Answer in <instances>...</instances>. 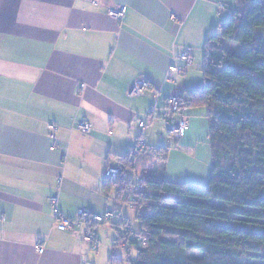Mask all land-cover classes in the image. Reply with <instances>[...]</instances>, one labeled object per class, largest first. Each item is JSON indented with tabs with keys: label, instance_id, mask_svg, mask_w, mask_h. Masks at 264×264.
<instances>
[{
	"label": "crops",
	"instance_id": "obj_1",
	"mask_svg": "<svg viewBox=\"0 0 264 264\" xmlns=\"http://www.w3.org/2000/svg\"><path fill=\"white\" fill-rule=\"evenodd\" d=\"M236 5L237 0H0V264H110L117 235L107 245V225L96 227L95 251L85 240L87 227L59 231L51 198L58 197V208L70 218L79 210L103 214L118 206L116 189L106 190L108 163L120 165L142 137L154 148L151 135L162 127L149 118L154 97L160 118L170 98L188 91L170 67L183 68L178 57L187 50L192 64L185 73L205 57L208 38L221 33ZM118 7L126 9L123 21L111 15ZM138 79L151 90L130 97ZM187 110L178 115L189 122L177 144L185 148H166L157 178L205 187L212 150L200 141L209 136V124H191ZM80 121L91 125L90 133L76 127ZM140 122L148 125L144 134Z\"/></svg>",
	"mask_w": 264,
	"mask_h": 264
},
{
	"label": "trees",
	"instance_id": "obj_2",
	"mask_svg": "<svg viewBox=\"0 0 264 264\" xmlns=\"http://www.w3.org/2000/svg\"><path fill=\"white\" fill-rule=\"evenodd\" d=\"M263 31L264 0H237L221 33L206 42L204 90L179 97L180 111L208 110L213 162L207 186L157 178L166 148H151L134 168L128 154L120 161V179H105L107 191L116 189L117 208L131 207L141 224L137 235L146 239L143 246L131 243L136 257L134 250L122 257L123 228L133 229L125 218L111 224L117 239L110 264H264ZM133 171L144 188L132 198Z\"/></svg>",
	"mask_w": 264,
	"mask_h": 264
},
{
	"label": "built area",
	"instance_id": "obj_3",
	"mask_svg": "<svg viewBox=\"0 0 264 264\" xmlns=\"http://www.w3.org/2000/svg\"><path fill=\"white\" fill-rule=\"evenodd\" d=\"M112 17H114L118 21H123L126 17V9L125 7H118L111 12ZM178 59L184 64L183 68H178L175 66L170 67V72L184 74L185 69L192 64V57L190 50H187L182 55L178 57ZM151 90V84L145 79H138L135 83H133L129 89L128 93L130 97H142L147 94V92ZM155 106L151 114H149V118L152 120L154 124H160L163 130L171 137L176 138L177 140L182 139L188 129L189 122L187 119L183 117H179L180 111V99L179 97L170 98L165 107V114L163 117L158 118L156 116L158 110L159 96L156 95L154 97ZM76 127L84 132H91V125L86 121H80L76 123ZM140 128L142 133L144 134L148 128V125L145 122H140ZM50 129L56 131L57 128L55 126H51ZM52 138L55 141V136ZM53 149H56V143L54 142L52 145ZM151 150V147L144 140V137L140 139L137 144L131 149L130 156L132 160V167H136L139 160L142 156ZM134 172V185L130 192V197L136 196L140 191L143 190V183L141 181L140 176L136 171ZM121 177V168L119 165H116L114 161L109 162L105 171V179L107 182L114 183L117 182ZM51 204L54 209V214L57 219V229L62 232L73 231L76 228L87 227V232L85 236L86 242L91 244L93 250L98 249V242L96 236V227L101 224H123L124 216L123 210L128 207V205L120 206L114 210L107 211L103 214H96L92 211L79 210L75 218H70L63 215L58 208V197L54 196L51 198ZM130 229V228H129ZM132 242H137L139 246H143L146 243V239H143L137 235L133 230H128L127 228H123L122 232V240L120 242L119 247H121L125 253H131L135 250L134 246L131 245ZM37 252L39 254L44 253L43 247H37Z\"/></svg>",
	"mask_w": 264,
	"mask_h": 264
},
{
	"label": "rangeland",
	"instance_id": "obj_4",
	"mask_svg": "<svg viewBox=\"0 0 264 264\" xmlns=\"http://www.w3.org/2000/svg\"><path fill=\"white\" fill-rule=\"evenodd\" d=\"M264 32V31H263ZM227 46L230 47L231 46H237L235 44H231V43H227ZM204 56H201V59L198 58L196 59V61L194 62L193 67L189 68V70L187 71V73L185 74H174L175 75V81L180 83L183 86V82H184V86L187 87L188 91H203L204 87H205V82H204V76H203V64H204ZM177 65L179 66V64L177 63ZM187 116L190 120V123H196L197 121H206V123L209 124V120H208V110L206 107L200 106V107H194V108H189L187 110ZM190 129V128H189ZM157 130H155V134L151 135L154 137V139L152 140L153 143V147L156 149L159 148H167V147H172V148H185L183 146H177L178 140L174 137L169 136L163 129L162 127L159 128L158 132L156 133ZM209 135V134H208ZM150 133H148V135L146 136V139L149 138ZM202 146H207V148L210 150L211 153V148H210V144H209V136L206 137L205 141H200ZM212 155V153H211ZM117 208V207H116ZM115 208V209H116ZM128 208V209H127ZM126 210V213L128 214V220L130 223V226L132 227L134 232H139V230H141V224L140 222L137 220L136 218V213H134L133 210H131V207L128 206ZM125 209L123 211H125ZM108 228L102 235V238L105 242V244L107 245H111L110 243V238H112L113 236L115 237L117 235L116 231L114 229L111 228V226L107 225L104 226V228ZM115 233V235H114ZM114 243V242H113ZM112 243V245H113ZM119 254L122 255V257H127V255L125 254V251L122 248H118ZM136 251L134 250V252L132 253L131 257L133 256L136 257ZM126 255V256H125ZM184 255L186 256H190V257H199V254L196 253H190V252H186ZM245 261V260H243Z\"/></svg>",
	"mask_w": 264,
	"mask_h": 264
}]
</instances>
